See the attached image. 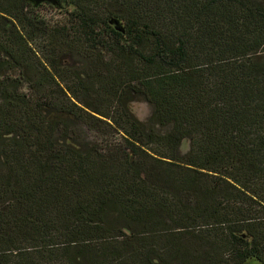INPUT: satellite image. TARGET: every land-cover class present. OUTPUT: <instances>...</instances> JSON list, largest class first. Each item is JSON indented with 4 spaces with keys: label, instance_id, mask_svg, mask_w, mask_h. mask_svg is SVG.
Instances as JSON below:
<instances>
[{
    "label": "trees",
    "instance_id": "1",
    "mask_svg": "<svg viewBox=\"0 0 264 264\" xmlns=\"http://www.w3.org/2000/svg\"><path fill=\"white\" fill-rule=\"evenodd\" d=\"M19 1L27 28L119 61L148 45L158 72L89 111L0 10V264H264V0H126L107 18Z\"/></svg>",
    "mask_w": 264,
    "mask_h": 264
},
{
    "label": "rangeland",
    "instance_id": "2",
    "mask_svg": "<svg viewBox=\"0 0 264 264\" xmlns=\"http://www.w3.org/2000/svg\"><path fill=\"white\" fill-rule=\"evenodd\" d=\"M125 1L80 0V3L90 16L107 18L116 15ZM248 1L252 6H260L259 0ZM0 10L17 25L30 46L68 90L73 101L89 111L106 114L115 99L117 89L143 75L153 76L158 72L155 67L146 70L142 61L151 54L148 45L140 52L141 57H129L120 61L112 60L111 57L106 59L88 49L80 38L59 36L61 34H57L54 29H49L48 34H40L37 30L27 28L20 12L19 0H0ZM167 10L171 14L178 12L175 8ZM176 17L175 21L185 22L190 14L181 11ZM67 18L57 11L47 14L49 23L58 28L67 24ZM216 23L218 25L219 22ZM216 27L221 31V25ZM210 49L212 48L208 47L207 50ZM133 110L140 119H144L148 113V107L142 103L134 104Z\"/></svg>",
    "mask_w": 264,
    "mask_h": 264
}]
</instances>
